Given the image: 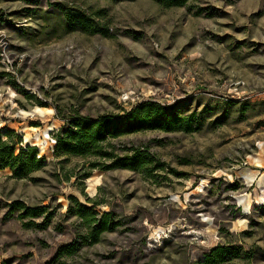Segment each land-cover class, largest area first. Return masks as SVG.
Returning a JSON list of instances; mask_svg holds the SVG:
<instances>
[{"label": "rangeland", "instance_id": "obj_1", "mask_svg": "<svg viewBox=\"0 0 264 264\" xmlns=\"http://www.w3.org/2000/svg\"><path fill=\"white\" fill-rule=\"evenodd\" d=\"M80 18L98 31L68 21ZM143 102L193 129L56 152L72 118ZM8 130L45 166L0 170V264H203L217 246L238 251L223 264H264V0H0ZM134 154L145 164L118 165ZM79 204L111 214L95 242Z\"/></svg>", "mask_w": 264, "mask_h": 264}, {"label": "trees", "instance_id": "obj_2", "mask_svg": "<svg viewBox=\"0 0 264 264\" xmlns=\"http://www.w3.org/2000/svg\"><path fill=\"white\" fill-rule=\"evenodd\" d=\"M115 1V0H114ZM134 1V0H130ZM158 5L171 8L183 6L187 0H153ZM76 23L86 30L98 31L92 28V24L84 19L68 20ZM193 118L189 116H179L176 111L161 107L152 102H143L126 114L117 118L101 117L98 119H86L83 117L72 118L62 131L56 134V152L88 156L97 154L102 142L107 137H117L130 132L143 129H163V130H184L191 131ZM20 138L12 130L5 133L0 132V170L8 168L14 178H24L31 173L40 170L45 166L44 158L38 157L34 146H20L16 151ZM56 153V154H57ZM119 166L137 168L145 164V157L134 154L131 157H124L119 160ZM115 165V164H114ZM75 213L82 218L91 229L89 237L93 242L105 230L111 229L113 225L109 213H103L100 218L95 217L91 208L85 205H78ZM97 221V222H96ZM70 252L71 249L66 250ZM238 251L231 250L225 246H217L205 255L203 264H223L233 257H237Z\"/></svg>", "mask_w": 264, "mask_h": 264}]
</instances>
